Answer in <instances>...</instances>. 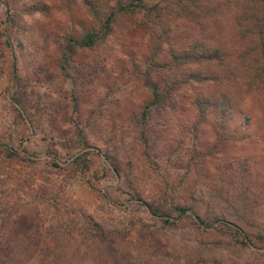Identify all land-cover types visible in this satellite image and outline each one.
<instances>
[{
    "label": "rangeland",
    "instance_id": "rangeland-1",
    "mask_svg": "<svg viewBox=\"0 0 264 264\" xmlns=\"http://www.w3.org/2000/svg\"><path fill=\"white\" fill-rule=\"evenodd\" d=\"M236 1L0 0V264H264V90L199 88L234 98L224 132L188 104L142 113L152 33L232 66Z\"/></svg>",
    "mask_w": 264,
    "mask_h": 264
},
{
    "label": "trees",
    "instance_id": "trees-1",
    "mask_svg": "<svg viewBox=\"0 0 264 264\" xmlns=\"http://www.w3.org/2000/svg\"><path fill=\"white\" fill-rule=\"evenodd\" d=\"M142 2L143 0H138ZM191 7H198L197 0H186ZM236 7L239 12L235 21L238 26L239 41L237 43V56L232 66L228 64L232 53L225 52L220 47L202 49H182L174 46L163 49L165 43L162 35L156 30L151 35L148 52L152 56L150 66L158 68L161 72L152 74L148 79V87L151 90L153 101L143 110V117L150 120L154 112V107L161 105L165 108L178 107L188 104L193 114L195 127L205 123L211 111L215 112L216 121L224 132L228 122L233 118L235 111V100L227 91L211 94L201 92L202 86L215 85L234 86L245 85L249 89L264 90V0H237ZM137 9H146L143 4L130 3L127 6H120L119 10L135 12ZM157 8H147L148 11H156ZM115 14H111L107 20L106 34L110 29V23ZM97 42L95 34H89L80 44L82 48H92ZM165 46V45H164ZM234 58V57H233ZM230 59V60H229ZM229 67L225 74L218 73L214 66ZM194 69L188 73L182 72L180 75L169 76L167 68ZM149 76V74L147 75ZM157 77V78H156ZM165 78L167 80H165ZM157 81H156V80ZM193 89L196 93L185 94V90ZM163 90V92H161ZM250 121L246 117V123ZM181 214H185L186 208H177ZM152 215H162L159 209L148 206ZM203 223L200 220V223ZM201 225V224H200ZM241 233V231H237ZM236 236V233L233 234Z\"/></svg>",
    "mask_w": 264,
    "mask_h": 264
},
{
    "label": "clouds",
    "instance_id": "clouds-1",
    "mask_svg": "<svg viewBox=\"0 0 264 264\" xmlns=\"http://www.w3.org/2000/svg\"><path fill=\"white\" fill-rule=\"evenodd\" d=\"M57 15H58V16H59L61 19H65V17H64V16H62L61 14H59V13H58ZM36 18H37V19H39V18H40L39 14H37V15H36ZM28 23H32V20H31V18H28Z\"/></svg>",
    "mask_w": 264,
    "mask_h": 264
}]
</instances>
